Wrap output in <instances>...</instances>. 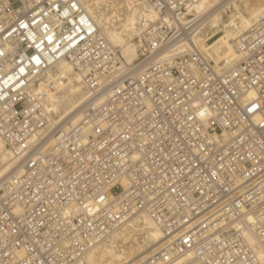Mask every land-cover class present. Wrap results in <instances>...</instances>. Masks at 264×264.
Listing matches in <instances>:
<instances>
[{
	"label": "built area",
	"instance_id": "1",
	"mask_svg": "<svg viewBox=\"0 0 264 264\" xmlns=\"http://www.w3.org/2000/svg\"><path fill=\"white\" fill-rule=\"evenodd\" d=\"M143 1L126 63L78 0H0V264H74L140 215L165 239L146 264H264V16L215 64L203 0ZM62 61L87 92L64 121L35 92Z\"/></svg>",
	"mask_w": 264,
	"mask_h": 264
},
{
	"label": "bare ground",
	"instance_id": "2",
	"mask_svg": "<svg viewBox=\"0 0 264 264\" xmlns=\"http://www.w3.org/2000/svg\"><path fill=\"white\" fill-rule=\"evenodd\" d=\"M78 2L126 63H133L138 58L139 35L157 19L147 4L143 0ZM195 15L206 16V26L194 42L207 60L222 64L234 59L236 37L264 16V0H203L194 6L188 18ZM49 81H55V90L45 89ZM35 92L45 93L44 106L61 121L77 118L87 96L80 77L66 61L55 65ZM13 158L0 140V174L9 170ZM122 185L126 187V181ZM247 238L251 245L256 244L253 237ZM164 241L163 232L148 216H136L74 264H146L158 255Z\"/></svg>",
	"mask_w": 264,
	"mask_h": 264
}]
</instances>
